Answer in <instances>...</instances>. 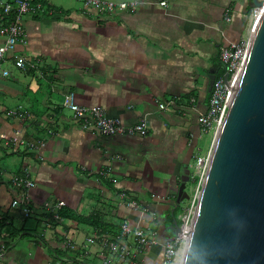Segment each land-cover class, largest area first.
<instances>
[{"label":"crops","instance_id":"1","mask_svg":"<svg viewBox=\"0 0 264 264\" xmlns=\"http://www.w3.org/2000/svg\"><path fill=\"white\" fill-rule=\"evenodd\" d=\"M37 1L45 10L23 17L24 36L7 56L11 74L0 77V134L20 128L44 145L33 151L0 139V264H163L173 184L211 147L208 132L200 153L197 123L208 73L219 68L221 45L248 36L250 0H137L134 11L100 15L82 0ZM6 2L14 5L0 0V29L11 18ZM16 58L28 68L16 67ZM70 92L125 125L145 121L146 135L83 129L62 104ZM18 105L25 120L6 116ZM15 173L34 186L15 188ZM57 200L60 219L44 206ZM123 221L156 240L134 259L113 249L136 248L131 236L122 238Z\"/></svg>","mask_w":264,"mask_h":264},{"label":"water","instance_id":"2","mask_svg":"<svg viewBox=\"0 0 264 264\" xmlns=\"http://www.w3.org/2000/svg\"><path fill=\"white\" fill-rule=\"evenodd\" d=\"M223 121L210 147L195 215L180 264H264V0ZM217 69L208 73V95ZM191 165L174 183L175 203L189 199ZM195 173V172H194ZM179 231L176 218L166 238Z\"/></svg>","mask_w":264,"mask_h":264},{"label":"built area","instance_id":"3","mask_svg":"<svg viewBox=\"0 0 264 264\" xmlns=\"http://www.w3.org/2000/svg\"><path fill=\"white\" fill-rule=\"evenodd\" d=\"M137 3V0H131L129 2H114L112 0H82L84 7L89 8V10H92L99 15L111 13L115 11L116 8L134 11L137 7ZM260 9V7H256L252 10L253 22L247 37L238 41H230L227 44L221 45L219 49L218 57L220 63L224 67V73L216 75L212 89L209 93L207 108L197 117L199 128L204 133L213 132L215 135L223 121L232 97V89L235 87L238 81L239 73L244 65L250 36L256 20L261 13ZM3 10L6 14L11 16V19L0 29V33L4 36V41L0 44V77L9 76L11 74L9 68L7 67V63L9 62V58L7 56L11 54L15 45L21 41L24 36L23 17L27 14H39L45 10V7L42 2L37 0H14V5L10 2H6ZM258 10H260V13H258ZM12 63L20 69L28 68V64H26L21 58H16L15 60L13 59ZM31 66H33V64ZM62 104L73 112L74 117L81 121V127L83 129H94L107 136L117 134H139L144 136L147 133V125L145 121L137 122L132 125H125L119 118L107 116L103 108L100 106L79 105L75 101L74 94L71 92L64 96ZM160 106L163 107L162 104H160ZM6 116L25 120L28 113L21 105H18L8 109L6 111ZM22 134L21 129L17 128L12 137L7 138L1 133L0 139L6 140L9 144L18 145L24 149L33 151L38 150L44 145L43 139L39 137L26 139ZM209 156L210 151L196 158L199 182L196 186L195 193L190 197L185 209L178 216L179 223L177 224L179 231L164 244L163 264H180L181 262L182 251L186 244L193 217L195 215L200 182L207 169ZM11 184L15 188H22L26 191L34 186V182L31 179L18 173L11 176ZM28 203L29 198L26 195L24 198L25 206L23 209L26 216L31 211V208L28 207ZM133 203L135 204V202ZM17 204L18 200L14 199L12 201V205L15 206ZM63 205L64 201L62 200L45 202L44 204L45 208L52 212L55 219H60V215L57 211ZM120 227L122 230V238L131 236L136 245V248L132 251L124 243H119L118 247L114 245V251L117 252L119 249L121 256L126 257L129 255L132 259L135 252H142L156 242L155 239L147 237L142 228L138 226L132 227L127 221L121 222ZM89 241L92 242L93 238H89ZM130 264H136V261L131 260Z\"/></svg>","mask_w":264,"mask_h":264},{"label":"rangeland","instance_id":"4","mask_svg":"<svg viewBox=\"0 0 264 264\" xmlns=\"http://www.w3.org/2000/svg\"><path fill=\"white\" fill-rule=\"evenodd\" d=\"M210 134H211V143H212L215 135L213 134V132H210ZM210 134L208 135V133H204V134L201 135V137L199 139V146H198L199 147V150L201 149L200 150V153L201 152H204V150H205V144L209 141ZM19 147H21V146H19ZM196 154H197V151H196L195 155ZM190 163H191L192 168H194V166L197 165L196 164V158L195 157L192 158ZM191 170H193V169H191ZM195 178H197V180L196 181H192V183L188 184L187 187H186V189L188 190V193H189V196L190 197L195 193L196 186H197V184L199 182V177L198 176H195L194 179ZM190 197H189V199H190ZM188 200H185L184 202H182L184 204L183 206H185L187 204Z\"/></svg>","mask_w":264,"mask_h":264},{"label":"trees","instance_id":"5","mask_svg":"<svg viewBox=\"0 0 264 264\" xmlns=\"http://www.w3.org/2000/svg\"><path fill=\"white\" fill-rule=\"evenodd\" d=\"M11 17V16H10ZM11 19V18H10ZM221 73H224V67L222 66V64L220 63L219 65V68H218V71L216 73V75L218 74H221ZM197 178L194 179V181H196ZM175 202L173 201L172 205L174 204ZM184 207H182V205H176L175 207H171L170 208V212H169V215L171 216L172 219L176 218L177 214L182 211ZM176 221L177 223H179V219L176 218Z\"/></svg>","mask_w":264,"mask_h":264},{"label":"bare ground","instance_id":"6","mask_svg":"<svg viewBox=\"0 0 264 264\" xmlns=\"http://www.w3.org/2000/svg\"><path fill=\"white\" fill-rule=\"evenodd\" d=\"M261 10V9H260ZM260 10H258V13H260Z\"/></svg>","mask_w":264,"mask_h":264}]
</instances>
